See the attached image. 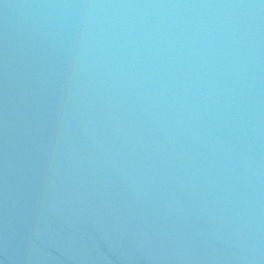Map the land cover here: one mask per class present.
Instances as JSON below:
<instances>
[{
  "label": "water",
  "instance_id": "95a60500",
  "mask_svg": "<svg viewBox=\"0 0 264 264\" xmlns=\"http://www.w3.org/2000/svg\"><path fill=\"white\" fill-rule=\"evenodd\" d=\"M0 264H264V0H0Z\"/></svg>",
  "mask_w": 264,
  "mask_h": 264
}]
</instances>
